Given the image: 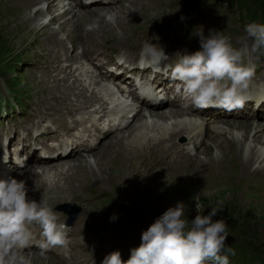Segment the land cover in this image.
I'll list each match as a JSON object with an SVG mask.
<instances>
[{
	"label": "rangeland",
	"instance_id": "1",
	"mask_svg": "<svg viewBox=\"0 0 264 264\" xmlns=\"http://www.w3.org/2000/svg\"><path fill=\"white\" fill-rule=\"evenodd\" d=\"M28 1L30 0H0V45H2V48H4L0 51V69H11V73L9 74L7 72L0 73L4 74V76H6L11 83V78L13 76H15V78L17 76L20 78V80L22 81V83L20 84L24 83L23 79L26 80L23 72L17 69L18 56L16 54L19 53L20 55L31 44L39 43L41 40H45V34L42 33L40 35L42 29L34 24L33 21L30 22V20L26 17L29 11ZM123 1L125 5H122V2L121 4L119 3L115 6H112L115 9L120 8L122 5V12L119 13V16H116L114 14L115 17L110 14V8L107 7L100 11H96L94 9V14L90 13V11L85 8L87 10V14L93 16H91V18H89L88 20L82 22L80 24V27H77L79 16L75 14L76 20L73 19V22L74 26L76 25L75 27L80 31L79 36L77 37L79 38V41L82 42V39L86 38V31L89 30V36L95 37L97 38V40L95 41L94 38L90 39V37H87L89 39L86 41L88 47H97L96 42L99 41L103 46L102 48L111 47L116 50V43H109V41H117L119 43L123 41H133L136 38V35L139 33L137 31L143 29L151 21L157 18H164L165 16H169L165 34L171 38L178 39L182 38L181 36L185 34L187 23L197 16H199L200 18L211 17L213 21L216 18H219V27L215 30L225 31L227 35H230L232 37L233 41L236 38L244 35L245 26L250 24L249 16H244L240 13V0H220V11L217 15L209 11L213 0L205 1L200 4H196L192 0H165V2L169 1L172 3L173 8L172 10H170V13H168L169 9L164 10V7L161 6L158 7L157 10H155L159 12H148L147 18L145 20V17H139L137 8L133 6L131 9H129V7H131L130 2H132L133 0ZM146 1L147 0H138L137 2H140L139 6H145ZM163 1L164 0H159V2L161 3ZM245 1L246 3H250L252 6H259L260 1L264 0ZM91 9H93V7H91ZM117 10L119 11L120 9H116V11ZM258 21L261 22L260 20ZM69 26L72 27L75 32L74 26ZM65 31H69V29L66 28ZM133 35H135V38L133 37ZM47 42L50 45L55 44L52 40H48ZM92 50V48L89 49L90 52ZM96 58H98V55H96ZM132 58H136V55ZM48 66H51V64H49V60ZM67 69V67H65V69L62 68L59 73H68ZM33 70H36L37 72V70L39 69H37V67L34 65L28 68V71L32 74V76H35L36 72L34 73ZM43 80L44 78L40 79V85L43 87V89H41L38 93H36L38 82L33 81V83H28V79L25 82L27 85V93L33 94V99L31 100L32 104L29 107H31L32 105H34L35 108H40L41 106L44 107L42 96H50L49 91L45 92L48 87L43 82ZM59 80L61 79H56V81ZM67 82H70V80H68ZM1 83H3V78L0 75V84ZM52 91L55 97H50V104L53 105L54 108H47L49 110L48 114H52L51 111H55V115L57 116V118H59L61 112L60 109L62 108V104L59 98L62 93H64V91L62 93L55 89H53ZM16 93L20 95L19 92ZM36 111L40 110L34 109L32 111L31 109H29L27 115L23 117L22 123L28 122L29 127V121L33 117H38L34 115ZM142 118L143 120L140 119L141 121L136 118L135 121H133V123L129 126V128L124 130L123 134L125 136H129V134L133 131L132 128H134V126L145 122L144 116ZM245 121L251 124L258 123L253 118H245ZM261 126H263L264 128V125L262 123ZM47 129H49V127H47L44 131L46 132ZM233 130L239 131L240 134H242V130L238 129L237 127H233ZM230 132L232 133V130ZM247 133L248 132H246L245 135H247ZM263 139H261L258 143H260ZM220 141L221 140L217 141L214 146L220 145ZM115 143L119 144V142L114 141L113 145H115ZM17 144V142H13V146L15 147L17 146ZM120 146L122 147L119 150L118 154L122 157L124 155L123 158L133 160L131 161V163L133 162V165L129 168H127L120 162H116L110 167L107 166L112 153L117 154V152L116 150L109 149L110 151H108V153L106 154L104 153V147L94 154H90L89 156H82L79 157V160L77 159V161L70 162L71 166H73L74 164H76L77 166L73 167L69 171L70 173L73 172L71 176L69 175L70 177H73V180L75 179V176L78 180H80L81 178H88L89 180L83 181L94 182L98 185L101 184L100 186L104 187L109 192L107 196L96 201L90 206L93 212L104 210L106 213H113L116 209L114 202L116 200H119L127 204V212L130 213V220L133 218V216H138L141 219H148L151 223H153L155 222L156 218L161 215L160 211L164 213L169 207L175 206L178 202H183L185 204V212L191 217L190 220H192L198 214L195 205L197 200H199L201 204L202 214L203 210L204 215L209 214L211 212V207H214L220 209L217 214L227 216V218L231 219L230 222L236 221L233 225H238L237 228L233 229L230 225L229 227H227V239H230V241H234L237 244H243V242H252L257 246H264V178L251 177L246 175L247 172H250V169H247L242 160L238 159L241 153H243L244 141L239 146L237 142V144L233 145L230 149L221 150V154H223L224 158V162L222 160V164L219 165L221 169H217L216 165L212 167L204 165V163H206L207 161H212L215 157L217 158L216 155L220 150L219 147H217V149H212V146L209 145L208 142H206L204 145L205 148L202 152H200L199 164L195 168L189 171L185 169L176 171V164H169L168 167L171 169L169 170L170 173L157 172L154 178L147 179V183L138 185L133 189H131V184L128 185V180L124 179V177H128V175L133 174L139 167H144L148 170L152 169L154 159L157 155H159V153H151L145 150L142 151L141 149V151H138L139 153L135 151L133 153H130V155L126 157L124 153L127 154V152L122 151H126V149L130 147L126 146V148L125 145ZM159 147L160 145H158V147L156 148L159 149ZM256 147H258L257 153L261 151L259 154L261 155L262 149L264 150V148H262L261 144H258V146ZM98 153L99 155L101 154V158H103L101 159V162L105 166L101 165L99 169H96V167H93L95 166L93 159L94 155L97 154L96 156H99ZM250 153L249 155H253V158H255V154H257L256 150H253L252 153ZM139 156H142L143 158ZM207 157L209 158V160H206ZM238 160H240L241 163H239ZM103 161H105V163ZM35 165L38 166L40 164ZM48 165L49 164L43 165L42 168L47 167ZM36 166H32L31 169H36ZM64 167L65 164L63 165V169ZM175 172L181 174H175ZM30 173L33 174L30 175V178L35 184L36 193H41L39 195L35 193L36 197L35 195H33L34 200H41L44 191H47L48 195L51 197L50 200L56 199L58 197L57 195H60V199L67 200L70 198L71 195L62 196L61 193H57L56 195V189H51L54 188V186L57 187L60 184L56 183L54 186L51 185L54 184L55 179L57 178L56 173H54L53 176L49 179H44L38 176L39 173H37V170ZM98 178H100L101 180L104 179L103 182ZM44 181L49 185L43 184ZM71 183V180L63 182L64 186L66 187H71ZM46 185H51L52 187L50 186L44 188ZM61 192H65L64 194H66V191L64 190H62ZM239 223H242V225H239ZM245 224H247L249 230H245L246 228L243 227V225ZM34 256L36 255H31L33 261L32 263H35L36 261H38V259L49 258V260L51 261L50 264H61L48 255H45L44 258L40 256V258L37 259L34 258ZM260 260L261 259H259V261Z\"/></svg>",
	"mask_w": 264,
	"mask_h": 264
},
{
	"label": "clouds",
	"instance_id": "2",
	"mask_svg": "<svg viewBox=\"0 0 264 264\" xmlns=\"http://www.w3.org/2000/svg\"><path fill=\"white\" fill-rule=\"evenodd\" d=\"M200 29L193 33L200 44L194 52L177 51L170 57L161 45H146L156 69L177 82L182 98L196 108L242 107L255 72L245 57L250 50H264V24L246 25L240 47L225 31L211 29L205 35ZM50 199L47 191L39 202L29 199L24 180L0 179V264H32L25 249L35 240L33 225L41 229L40 238L35 240L41 257L52 248L67 245L68 226L60 221ZM195 207L198 214L192 220L185 218L183 202L169 207L142 233L139 247L130 250V258L125 261L120 251H113L102 264H230L228 254L235 253L225 247L228 225L223 219L213 221L220 209L209 206L211 212L204 215L199 200Z\"/></svg>",
	"mask_w": 264,
	"mask_h": 264
},
{
	"label": "bare ground",
	"instance_id": "3",
	"mask_svg": "<svg viewBox=\"0 0 264 264\" xmlns=\"http://www.w3.org/2000/svg\"><path fill=\"white\" fill-rule=\"evenodd\" d=\"M35 2H37V3H39L40 1L39 0H34ZM50 2H51V0H49ZM138 0H133L132 2H130L131 3V7H129V9H131L133 6H135L136 5V2H137ZM116 4L113 2V1H107V0H99V1H97V2H94V3H92V4H90V5H86V6H84V7H82V9L80 10V14H78V16H79V20H78V22H77V27H80V24L82 23V22H84V21H86V20H88L89 18H91V16H93V15H88L87 14V10H89L90 11V13H95V11H94V9L96 10V11H100V10H103L104 8H110L109 10L111 11V15H113V17H115V15L116 16H119V13H121L122 12V5H125L124 4V1H123V4L121 5V7L120 8H113L112 6H115ZM91 7H93V9H91ZM100 7H103V8H100ZM87 10H86V9ZM112 9H114V10H112ZM116 9H120L119 11L117 10L116 11ZM125 9V8H124ZM126 11V10H125ZM105 13V12H104ZM107 13V12H106ZM124 13V12H123ZM109 14V15H110ZM115 14V15H114ZM73 15V17H72V19L70 20V23H73L74 24V22H73V19L74 20H76L75 18H76V15L75 14H72ZM95 16V15H94ZM33 17H35V15L33 16ZM93 18V17H92ZM114 19V18H113ZM53 20H56V18H55V16L53 17ZM76 26V25H75ZM59 28H60V30H63L64 31V29H65V26L63 25V24H60V26H59ZM31 30V29H30ZM50 32H52V31H50ZM89 30H87L86 31V34L85 35H87L86 36V38L84 39H82V42L83 43H85L86 44V41L87 40H89L87 37H90V39L91 38H94V40L96 41L97 40V38H95V37H91V36H89ZM71 35V33L69 34V36ZM143 39H146V38H144L143 36H141ZM134 39V38H133ZM48 40H52L55 44H54V46H56L57 48H58V50L56 51L57 52V54L58 53H61V52H63V54L62 55H60V54H58L57 55V61H61V60H63V61H67L68 62V65H66V66H64L63 68L65 69V67H67L68 69V74H74V73H76V72H78V71H80L81 69H80V67H76L75 65H74V63H76L80 58H82V57H86L87 59H89V60H91L92 59V55H93V59L94 60H97L98 61V63H97V66L98 67H105L104 66V63H102V62H99V57H101L102 55H101V53L102 52H99V50H98V48L97 47H89V49H93L91 52L89 51V53H91L89 56H87V55H85V53H83V54H80L79 53V50H78V48L77 49H73V50H69L68 48H67V46H66V44H65V42L62 40V38H60V36H59V31H54V32H52L48 37H47V41ZM77 40H79V38H77ZM120 45L122 46V47H126V43L123 41V42H121L120 43ZM128 45H131V46H133L134 44L133 43H131V44H128ZM96 55H98V58H96ZM132 57H135V55H133ZM137 57V56H136ZM132 59H135V58H132ZM60 74H62V73H60ZM106 74H107V72H104V71H102L101 72V77H102V79H106ZM63 76H65V74H63ZM58 79V78H57ZM112 81H113V83L114 84H116V76L114 75L113 77H112ZM82 82V79L81 80H79L78 82H77V84H80ZM75 89V87H73V89H72V91ZM73 94H74V91H73ZM111 103H108V101L107 100H103V102H102V106H101V111L102 112H104V114H105V112H106V114H105V116H110L111 114L113 115L115 112H112V108H111V105H110ZM70 105V104H69ZM150 105V103L149 102H146V101H142V102H139V104H138V106H139V108L140 109H144V108H146L147 106H149ZM78 110H80V108H79V106H76V105H71L70 106V114H72V115H76V112L78 111ZM151 112H152V114H151V116L152 117H154L155 119H157V120H162V119H167V118H176V117H180V116H183V115H186V113H185V109L184 108H182L177 102H173L172 104H171V106L168 108V109H163V110H159V109H156L155 107H151ZM190 113H192V111H190ZM144 116V113L142 112V111H140L138 114H137V118H138V120H140V119H142L143 120V117ZM258 117H260L259 115L258 116H256L255 114H253V115H247L245 118H253V119H255L256 120V122H258V123H256V124H251V123H249V122H247V121H245V118L243 119V120H241V121H239V122H236V121H233V122H230V121H227V120H222V119H220L219 117H215V116H213V117H210L208 120H207V125H206V138L208 139V140H211V142H212V144H211V146L213 147L215 144H216V142L217 141H219V140H221L220 141V145L221 146H223L222 144H223V142H226V143H228V142H230V147H232L233 145H235V144H237V142H238V146L239 145H241V143L244 141V146H243V153H241V155L239 156V159L240 160H242V162H243V164L247 167V169L249 168V169H253L254 168V164L255 163H260V162H263L264 161V150L262 149V154L261 155H259L260 154V152L261 151H259L258 153H257V150H258V147H256V146H258V144H261V142H263L264 141V128H263V126H261V121H259V120H257V118ZM94 121H96V122H98V121H100L99 120V118L97 117V116H92L91 117ZM75 120V119H74ZM77 120H78V118H77ZM76 120V121H77ZM84 121H86V120H79V121H77L78 123H84ZM141 121V120H140ZM227 121V122H226ZM216 122H224V123H226V124H228L230 127L229 128H227V131H228V137H230V139L229 140H227V139H225V138H223V134H221V133H219V132H217V131H215L214 129H213V126H212V124L213 123H216ZM253 122V121H252ZM223 123V124H224ZM263 125H264V123H262ZM181 124H176V126H180ZM238 126L237 128L238 129H240V130H242V134H240V132L239 131H234L233 130V126ZM256 126H259L260 127V130L259 131H257V132H255L254 134H253V131H254V129H256ZM144 128H146V127H144ZM46 129V128H45ZM86 129V131H88V133H89V135H91L92 134V130H90V129H87V128H85ZM188 127H182V128H179V129H177V130H175V131H173V132H171V133H169V134H162L156 141H154L152 144H150V145H148V144H146V143H144L143 141H142V136L141 135H139V134H134L133 136H132V142H130V143H128V144H126L125 145V147L126 146H128V147H130V148H128V149H126V151H122V152H127V154L126 153H124L125 155H126V157L127 156H129L130 155V153H133V152H135V151H141V149H142V151H149V152H151V153H159V155H157L156 157H155V159H154V164L152 165L153 166V168L156 166V165H164V166H166L169 170H171L169 167H168V165L169 164H176L175 166H176V171H181L180 169H185V170H191V169H193V168H195L198 164H199V161H200V159H199V157L198 156H192L191 154H190V152H189V149H188V147H187V143H181V142H178L177 140H176V138L177 137H179L180 135H183L184 133H186L187 131H188ZM49 129H47V131H48ZM232 130V133L230 132ZM46 131V132H47ZM246 132H248L247 133V135H245V133ZM142 133L146 136V137H148L149 135L148 134H146V132H144V131H142ZM260 133H262V134H260ZM41 133H38L36 136H33V137H37V136H39ZM132 134V132L129 134V136ZM116 136V137H115ZM114 137V138H113ZM207 139L206 140H203L199 145H198V147H197V149H198V152H202L203 151V149L205 148L204 147V145H205V143L206 142H208L207 141ZM261 139H263L260 143H258ZM191 140H193V142H195V137H191ZM248 140V141H247ZM250 140V141H249ZM114 141L115 142H118L117 141V134H116V131H114L113 133H112V135H111V137L109 138V143H111L110 144V147H109V149H112V150H116V152H117V154L119 153V150L121 149V147L122 146H120V143L119 144H117V143H115V145H113V143H114ZM253 141V142H252ZM213 142H215V143H213ZM249 142V143H248ZM246 143V144H245ZM158 145H160V147H159V149L158 148H156V147H158ZM237 146V145H236ZM108 148V145L106 144L105 145V143L104 142H102V144L98 147V149L97 150H95V151H93V153H88L87 154V156H89L90 154H94V153H96L97 151H99V150H101L102 148ZM124 148V147H123ZM127 148V147H126ZM75 150H77V152H78V154L77 155H75V158L76 159H73V160H71V159H64V160H61V161H56V162H53V161H51L49 158H48V160H39V161H36V163H34V164H32L31 165V167L32 166H36L35 164H40L41 166H43V165H46V164H49L47 167H44V168H51V167H53V166H56V168L59 170V171H63L64 169H63V165L65 164V163H69V162H72V161H77V159L79 160V157H82V156H84L82 153H81V148H80V145H78V144H76V146H75ZM161 150H162V152H161ZM227 150V149H226ZM253 150H256V153L257 154H255L256 156H254L255 158H253V155H249V153L251 152L252 153V151ZM76 152V153H77ZM114 152V151H113ZM223 152V151H222ZM139 153V152H138ZM143 153V152H142ZM250 153V154H251ZM255 153V152H254ZM166 154V155H165ZM97 155V154H96ZM96 155H94V163H95V166H93V167H96V169H99L100 167H101V165H104L101 161V159H103V158H101V154L99 155V153H98V155L99 156H96ZM141 155V154H140ZM220 155H221V157H220ZM60 156H61V154H60ZM63 156V155H62ZM199 156H200V154H199ZM217 156V158L215 157V158H213V160H214V162H213V160L212 161H207L206 163H204V165L206 166V165H208V167H212V166H215L217 163H219V165H221L222 164V160L224 159L223 158V154H221V150H219V152H218V154L216 155ZM103 157V156H102ZM123 157H124V155H123ZM139 157H141V158H143L142 156H139ZM225 157V156H224ZM107 158V157H106ZM131 158V157H130ZM209 160V158L207 157L206 158V160ZM108 160H109V158H108ZM107 160V161H108ZM205 160V161H206ZM240 160H238L239 161V163H241V161ZM104 163H105V161H103ZM223 162H224V160H223ZM135 163H136V161H135ZM139 164V163H138ZM137 164V165H138ZM143 165V164H142ZM260 165V164H259ZM105 166V165H104ZM172 166V165H171ZM189 166H193V167H189ZM37 167V166H36ZM138 167V166H137ZM65 168V167H64ZM146 168H144V167H142V168H138L137 169V171L136 172H139V171H141V170H145ZM35 170H38L37 168L36 169H29V172L28 173H30V172H33V171H35ZM77 170V169H76ZM134 170V169H133ZM132 171V170H131ZM133 172V171H132ZM73 172H69V175L71 176V174H72ZM94 173H96V172H94ZM110 173V172H109ZM113 173H116V172H113ZM126 173H128V172H126ZM120 174V173H119ZM27 175H31V174H27ZM58 173H56V179H55V182H54V184H51L52 186H54L56 183H59L58 182ZM127 175V174H126ZM39 176V175H38ZM68 177L65 181L67 182V181H73V177ZM110 176H111V174H110ZM33 177H35V176H33ZM207 178V177H206ZM69 179V180H68ZM100 181H102L103 182V180H101L100 178H98ZM41 181H43V180H41ZM45 182V181H44ZM53 183V182H52ZM65 184V183H64ZM64 184L63 183H60L56 188H58V189H60L61 191L62 190H64V191H66V193H69V194H71V192L73 191V189H72V187H66V186H64ZM100 184V183H99ZM50 185V186H51ZM101 185V184H100ZM50 186H45V187H50ZM51 186V187H52ZM49 189V188H48ZM53 192V191H52ZM63 193H65V192H63ZM34 255H36V254H34ZM36 256H38V257H36ZM36 256H34V258H40V255H36ZM48 257V256H47ZM43 258H44V256H43ZM33 262V261H32ZM51 263V261L49 260V258H47V259H38V261H36L35 263H32V264H50ZM53 264V263H52Z\"/></svg>",
	"mask_w": 264,
	"mask_h": 264
},
{
	"label": "trees",
	"instance_id": "4",
	"mask_svg": "<svg viewBox=\"0 0 264 264\" xmlns=\"http://www.w3.org/2000/svg\"><path fill=\"white\" fill-rule=\"evenodd\" d=\"M241 5V6H240ZM240 13L243 14L244 16H249V21H254V20H260L261 24H264V1H260V5H256V6H252L250 3H246L245 0H240ZM237 6V7H238ZM2 45H0V51L3 50L4 48L1 47ZM1 70H4L3 68H1ZM161 214H163V212L160 211ZM223 219L227 224L228 227L229 225L232 226L231 228H237L238 225H233L236 221L230 222L231 219L227 218V216H223L222 214H216V216L213 217V221H217V220H221ZM239 225H242V223H239ZM243 227H245V230H249L247 227V224L243 225ZM252 245V243H251ZM246 251L247 252H252L250 247H246ZM257 250L256 252H260L259 254V258L261 259L259 262L261 264H264V251L261 250L260 247H255ZM263 254V255H262ZM258 262V264H259Z\"/></svg>",
	"mask_w": 264,
	"mask_h": 264
}]
</instances>
